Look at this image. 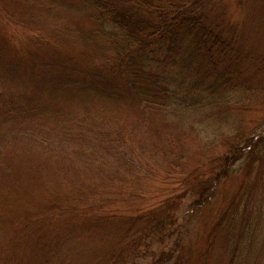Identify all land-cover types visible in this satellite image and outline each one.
Returning a JSON list of instances; mask_svg holds the SVG:
<instances>
[{
  "label": "rangeland",
  "instance_id": "obj_1",
  "mask_svg": "<svg viewBox=\"0 0 264 264\" xmlns=\"http://www.w3.org/2000/svg\"><path fill=\"white\" fill-rule=\"evenodd\" d=\"M199 6L223 79L91 0H0V264H264V0Z\"/></svg>",
  "mask_w": 264,
  "mask_h": 264
},
{
  "label": "trees",
  "instance_id": "obj_2",
  "mask_svg": "<svg viewBox=\"0 0 264 264\" xmlns=\"http://www.w3.org/2000/svg\"><path fill=\"white\" fill-rule=\"evenodd\" d=\"M91 1L102 19L112 22L121 29L120 39L115 42L120 41L124 45L120 46L123 49H132L135 46L141 50L152 46L164 47L166 56L169 55L172 60H178L183 64L186 59L194 56L202 58L206 60L205 63L212 66L214 78L215 76L219 78L215 69L220 62L219 57L224 60L229 58V64L225 66L220 78L231 75L230 73L239 65L238 59L232 58L234 49L230 46L229 40L212 27L205 9L199 6V3L203 5L207 0ZM135 17L139 18L138 23L133 20ZM106 33L112 40L115 34L109 31ZM224 85L228 83L224 82ZM241 152V149L239 151L236 148L233 149L227 161L222 164L224 169L228 164H233L240 157ZM197 174L192 172L188 177L193 179ZM214 184V181H211L207 187L202 188V191L200 189L199 197L195 202H200L203 198V200L207 199ZM164 259L166 258L156 262L159 263Z\"/></svg>",
  "mask_w": 264,
  "mask_h": 264
}]
</instances>
